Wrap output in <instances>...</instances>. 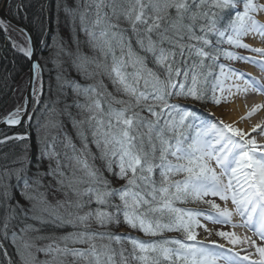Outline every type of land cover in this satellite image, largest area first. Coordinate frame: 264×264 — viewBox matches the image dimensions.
<instances>
[{
  "label": "trees",
  "instance_id": "16d2710c",
  "mask_svg": "<svg viewBox=\"0 0 264 264\" xmlns=\"http://www.w3.org/2000/svg\"><path fill=\"white\" fill-rule=\"evenodd\" d=\"M65 1L20 0L18 9L22 10L12 16L26 24L37 44H41L43 67L42 59L56 49L61 37L67 46L61 55L68 60L65 67L71 63L80 66L77 78L62 77L69 78L65 83L67 97L62 99L69 101L71 90L75 92L73 105L65 103L66 106L80 108L65 123L59 118V132L64 136L70 133L71 144L76 148L83 145L91 154L86 165L95 178L92 177L89 194L80 196V201L86 209L83 213L101 218L103 230H95L111 247L109 257L100 264H198L195 255L191 262L188 238L192 224L186 222L187 210L183 208L195 202L192 190H183V182L193 178L201 167L187 155L183 162H176L172 152L176 147L183 148L193 136V116L214 103L217 72L234 8L241 0H170L169 7L163 10L155 8L154 1L147 4L146 0H94L101 6L93 3L90 7L85 0ZM64 3L75 9L69 17L74 28L69 27V21L59 24L62 29L55 22L60 18L55 9L64 7ZM96 7L101 8L100 17L95 15ZM83 57L89 59L79 65ZM87 65L96 69V75L83 74L91 72ZM28 67L25 54L12 43H1L0 117L15 80L27 73ZM115 67L122 75L120 81L112 73ZM51 72L45 73V79ZM88 80L98 82L87 83ZM181 102L194 104L185 119ZM117 110L122 113L121 122L115 116ZM112 125L121 136V141L116 138L110 143L115 157L103 140L110 136ZM36 129L32 141L12 139L0 144V264H25L24 249L33 237L32 231L46 237V241L55 234L69 235L84 229L80 219H72L74 211L70 207L41 229L46 217L39 211L41 203L37 196L28 197L32 200L29 202L21 194L23 186L36 185L35 176L45 174L41 167L45 153L42 159L37 156ZM26 147L32 154L26 153ZM124 152L135 158L134 167L126 163L129 156L124 157ZM68 197L74 201L79 198L70 191ZM138 197L141 204L136 201ZM121 228L142 237L123 235ZM22 232L30 236L23 237ZM34 246L41 245L36 242Z\"/></svg>",
  "mask_w": 264,
  "mask_h": 264
},
{
  "label": "rangeland",
  "instance_id": "374dc122",
  "mask_svg": "<svg viewBox=\"0 0 264 264\" xmlns=\"http://www.w3.org/2000/svg\"><path fill=\"white\" fill-rule=\"evenodd\" d=\"M66 1L68 3L69 0ZM150 1H154L155 8L163 10L165 7H169L168 4L170 0H146L147 4L150 3ZM112 2H114V0H112ZM93 3L98 6L100 5L99 1L85 0V4L88 7L93 6ZM245 3L248 7L245 10L240 9V13L234 23L235 34H233L232 37L234 48L230 50L229 59H227L228 63L222 68L217 80L215 89V99L217 102L215 105H211L208 109L207 115L200 119V124L202 125V128L200 129L201 134L199 133L200 136H196L189 144L192 155L196 158H202V161L207 163L208 171L205 170V172H207L203 177H206L207 175L209 180L211 178L212 183V186L206 191H204L200 185H198V188V186L193 187L190 184L191 190L197 188L199 189V192L203 191L204 194L209 195L212 198L209 200L217 205L214 212L201 210V212L198 213V220L196 218L197 213H195V219L193 221L196 230L192 235V239L203 242L200 245L202 256H205L206 254L211 255L212 258L214 256V260L212 259L213 263L210 261L208 264H227L229 262L230 253L226 251L227 249H225L224 246L232 249L238 246L236 248L246 250V252L250 254H256L258 258L260 257L259 259L264 261V258H261L264 253L261 244L253 240L252 244L241 243V241L237 243L234 242L237 237L234 233L236 230L227 221L226 217H228L227 209L229 208V200L226 198L227 192L225 190L223 191V187L221 186L223 176L221 165H228L232 161V155L235 154V159L236 154H239L240 152V155L244 158L247 149L245 147L240 149V147L246 145L244 142L245 137L244 135H241L244 133V129L238 128L235 124L225 120L228 115L226 107L230 103L227 100H230V93L233 91L230 86L236 76L243 77L245 73H247L248 63L253 60V58L250 57V48H256L254 47L255 44L251 42V32L254 31L256 33L257 29L259 32H263L261 17L264 15V0H245ZM141 5L142 4H139L138 15L142 14L140 11ZM11 6H14L15 9H12ZM19 6H21L20 0L11 1L10 8L12 11L9 12L13 14ZM63 6L64 7L55 9V12H58L60 17L55 22L59 26V24H67L69 21V27H73L72 20L69 17H72L75 14V9L71 6L66 7L65 3ZM96 9L95 15L100 17L101 8L96 7ZM15 15L18 16L17 14ZM80 16L78 15V18ZM62 27L60 28L59 26L60 29H62ZM54 29L58 30V27H55ZM4 30L12 38L13 41H11L17 49L24 53L28 52L26 40L19 32L7 25L4 26ZM73 32L77 34V30H74ZM55 40L57 41L58 37ZM56 46V49L49 52L47 56V58H50L52 61L48 62L47 58L46 60L42 59L45 64V71L50 73L51 69V74H53L48 79L43 78V85L38 88L39 102L37 109L34 112L32 131L29 133V138H26V141H32L34 128H37V134L35 136L38 144L37 156L38 159H42L41 156L45 153V158L41 160L43 161L41 167L45 174H43L42 177L35 176L33 181L36 185L27 187L23 186L21 188V194H25L27 199L28 197L37 196V200L41 203L39 211H41L40 213L43 214V216H46L43 220V224H40L41 229H44L47 222L54 219L60 211L66 210L68 207L74 211L72 219H80L84 225V229L81 231L75 230L69 235L65 234L66 236L55 234L51 238L49 237L46 241V237H41V234L34 235L32 231L31 236L33 237H30V240L25 245L26 247L24 249V257H26L25 260H27L25 264H100L104 257H109V249L111 247L104 244L105 241L103 236L99 234H97V236L93 231H90L93 229L102 231L103 222L98 215H95L96 218H94L92 217L91 212L83 213L86 209L83 208L80 201V196H87L89 194L88 191L92 187V179L89 177V174L92 175V170L86 165L87 159L91 157V154H88L83 145L78 148L72 145L70 141V133H68L69 136H64L59 132V129L62 128L59 118L65 123L72 117L73 113L77 112L80 108L79 106H76L78 110H72L66 106V104L73 105L71 100L74 98L75 92L74 89L71 90L73 96H70L69 101H64L62 99L67 97V95H65L67 84L65 83H68L69 81V78L62 79V77L71 76L77 78L80 75V66L71 63L69 67H65L68 60L61 55L62 52L66 50L67 46H65L64 41H62V37L61 39L59 38ZM88 59L89 58L85 59V57H83V59L79 61V65H82V62L85 60L87 61ZM87 66L91 72L88 74L89 71H85L83 74L85 76L92 75V73H94L93 75H96V69L90 65ZM74 70L77 72H74ZM62 71L64 72L62 73ZM112 73L114 77H119L116 68L113 69ZM27 81V73L25 72L23 78H18L16 89L12 94V97L8 100V105L5 107L3 115L22 103L26 93ZM97 82L98 81L94 80L87 81V83ZM84 91L87 92L86 90ZM47 94H51L54 98L50 99ZM262 98L264 100V94H262ZM252 102H256V100H252L251 103ZM260 106L262 108L260 107L261 109H256V112L254 113L260 114L261 111L264 112V101ZM59 108L61 110H59ZM115 116L118 117L120 122L122 121L121 111L119 112V110H117ZM259 120V125L262 127L257 130L255 137L258 143H264V114ZM86 124L88 123L86 122ZM116 134L117 131L110 129V136L107 135L103 138L106 147L109 149L112 147L110 143L116 141ZM237 138L240 143L235 141ZM53 143L56 146H52ZM40 147L43 149V152H41ZM259 147H261L262 150L259 152L252 151V153L254 155L253 157H255L254 160L257 162V169L260 171L259 173L264 174V145ZM29 149L30 147H26V153L32 154ZM249 149L251 148L249 147ZM238 150H243V153ZM108 151L110 154H113L112 157H115V153L112 152L114 151L113 149ZM176 154L177 157L182 156V152L180 151H177ZM126 155L129 156V158H127L128 164L130 167H133L136 163L135 158L129 152H127ZM177 157H175L174 154L175 160H178ZM24 158L25 163L27 161L26 156H24ZM107 166L112 165L107 163ZM199 170L195 174L196 176H199V174L202 173V171ZM87 172H90L88 176ZM69 191L79 198H76V201L70 199L68 197ZM28 201L31 202L32 200L28 199ZM30 205L32 206L31 203ZM250 218H253V216ZM233 229L234 231H232ZM22 236L26 237L30 236V234H28V232H22ZM35 236L36 238H34ZM36 242L41 246H34ZM234 243L236 244L233 247L232 245ZM248 247H251V249H247ZM240 252L242 253V251ZM37 256L38 261L36 259ZM236 258L240 259L237 256Z\"/></svg>",
  "mask_w": 264,
  "mask_h": 264
},
{
  "label": "bare ground",
  "instance_id": "6f19581e",
  "mask_svg": "<svg viewBox=\"0 0 264 264\" xmlns=\"http://www.w3.org/2000/svg\"><path fill=\"white\" fill-rule=\"evenodd\" d=\"M1 5H2V2L0 1V7H1ZM7 10H8V12L9 11L10 12L12 11L11 8H10V6L7 7ZM20 10H22V8L17 9L13 13V15L14 14H18L20 12ZM0 23L2 25H6L1 19H0ZM261 25L264 26V15H262V17H261ZM33 35H34V33H33ZM251 37H252L251 42L254 43L255 44V47L257 48V54L262 55L264 53V31H263V33H261L257 29V32L256 33L254 31L251 32ZM3 42H9V43H12V45H14L13 42L11 40H9V38H7V37L0 40V45ZM15 49H17V48L15 47ZM17 50L20 53L25 54L24 52L20 51L19 49H17ZM256 57H257V60L259 61L260 57L258 55H256ZM39 64H40V66L42 68V78L43 77L45 78L44 67H43V65H42L41 62H39ZM263 64H264L263 62H260L259 61V62L256 63V61L251 60L248 63L247 75H244L243 77L242 76H240V77L236 76L235 77L233 83L230 86L231 89H233V91H231V93H230L231 94L230 100H227L230 103L226 107L227 108L228 115L226 116V119L225 120H227L228 122H230L232 124H235V126L238 127V128L244 129V133L241 134V135H244V137H245V140H244V142L246 144L245 147L246 148H248V147L251 148V149H248V153L249 152L251 153L252 151H255V149L257 147H259L261 145H264V143H258L257 140H256V137H255V133L257 132V130L260 127H262V126L259 125L260 124V120L259 119H261V117L264 114V112L261 111L260 114L254 113V112H256V109H261L262 108L260 106V104L264 100L260 96H257V97H255V99H253V97L250 96V94L247 95L248 94V91H246V88H251L249 86V83H250L249 81H251V83L253 82L252 83V86L254 87L255 91L260 94L259 88L256 86V85H258L259 82H258V80H256L253 77V75H254V72H255V68L258 67V66H263ZM20 77L23 78V75L20 74V76L18 78H20ZM18 78L15 80L14 87L12 89L11 95L9 96V99L12 97V94L14 93V91L16 89V82H17ZM26 90H27V88H26ZM252 100H256V102L251 103ZM35 101H36V98L34 97L33 98V103H35ZM7 105H8V103L6 102L5 103V106H7ZM10 112H8V113H10ZM8 113H6L4 115L2 113V116L0 117V119L3 116L7 115ZM34 114L32 115V118H31V121H30V125H29V128H30L31 131H32V126H33V117H34ZM14 116H18V114H15ZM21 130H23L25 132H23ZM19 132L25 133V134L27 133V130L25 128V125L22 124V125H20L17 128H9V127L3 128L0 131V138L9 136L11 134H18ZM250 153H249V156H250ZM240 154H241V152L239 154H237L238 155V158H239ZM234 155H232V157H234ZM239 160H241V161H237V162L234 161L233 163H235V164L233 166H231L233 163L230 164L229 166H225V169L226 170H228L230 166L233 167L232 169H234V174L237 177L242 176L243 175V172L245 170H247L245 168V166L243 165V163H242V159L239 158ZM88 174H89V172H87V176H88ZM89 177L91 178V177H94V176H92L91 174H89ZM225 183H226L227 186H229L230 184H232L228 180H225ZM232 188H234V187H232ZM248 195L250 196L251 195V192L248 193ZM234 204H235V207L238 209V211L242 210V206L243 205H238L235 202H234ZM252 206H253L252 204H248V208H247L248 211H250L252 209ZM232 219H233V222H236V221L239 222V223H237V226H238L237 229L240 230V226H246V227H248V224L247 223H245V224L242 223L243 221H240V219L238 220V216H235L234 214L232 215ZM234 233L237 235V237L235 238L234 242L237 243V242H240L242 240H247L248 243L252 244V239H251V234L250 233L247 236H245L240 231H237V232L234 231Z\"/></svg>",
  "mask_w": 264,
  "mask_h": 264
},
{
  "label": "water",
  "instance_id": "95a60500",
  "mask_svg": "<svg viewBox=\"0 0 264 264\" xmlns=\"http://www.w3.org/2000/svg\"><path fill=\"white\" fill-rule=\"evenodd\" d=\"M12 0H2V5L0 7V19L10 28L15 29L19 32L26 40L28 44V52H29V75H28V83L27 90L24 95L23 102L13 109L10 113L3 116L0 119V131L5 128H17L20 125H25L27 130L26 134H11L9 136L0 138V144L6 142L11 139L23 140L29 138L30 133V121L32 115L34 114L37 104H38V88L42 87V68L38 62V53L39 47L37 45L36 39L30 30L24 23L17 20L13 16H11L7 12V7L10 5ZM39 78L38 84H36V80ZM36 98L35 103H33V98ZM18 114V116H14ZM18 118V119H17Z\"/></svg>",
  "mask_w": 264,
  "mask_h": 264
}]
</instances>
